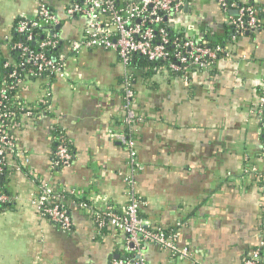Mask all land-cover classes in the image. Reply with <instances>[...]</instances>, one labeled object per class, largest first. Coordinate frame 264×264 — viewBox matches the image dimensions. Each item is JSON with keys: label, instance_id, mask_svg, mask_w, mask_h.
<instances>
[{"label": "crops", "instance_id": "1", "mask_svg": "<svg viewBox=\"0 0 264 264\" xmlns=\"http://www.w3.org/2000/svg\"><path fill=\"white\" fill-rule=\"evenodd\" d=\"M40 1L0 0V38L9 35L15 17H34ZM69 1L48 0L65 20L58 29L64 44L77 39L84 24L83 17L66 16ZM240 1L264 15V0ZM232 15L217 0H186L179 11L165 15L174 32L225 44L214 67L192 68L187 83L162 67L149 76L127 68L112 49L70 54L63 47L66 78L51 82L50 106L35 125L15 132L34 174L24 167L7 176L10 200L0 209V264H111L128 255L126 234L112 225L99 227L82 202L64 198L72 219L65 230L42 216L30 198L45 182L94 209L126 204L129 157L115 133L125 131L119 121L129 71L131 108L138 116L129 133L142 166L133 189L142 202V220L147 227L177 231L191 252L179 258L148 243L143 263L241 264L259 246L264 237L259 182L253 174L240 177L248 165L264 171V131L255 114L264 78V31L235 32ZM40 87V81L27 82L25 98L35 100ZM57 132L70 142L73 157L55 169L51 146Z\"/></svg>", "mask_w": 264, "mask_h": 264}, {"label": "built area", "instance_id": "2", "mask_svg": "<svg viewBox=\"0 0 264 264\" xmlns=\"http://www.w3.org/2000/svg\"><path fill=\"white\" fill-rule=\"evenodd\" d=\"M47 0L40 1L37 15L39 20L48 22L50 30L59 25L60 17L52 13L45 3ZM186 0H136L131 2L121 14L115 9L113 0H82V4L69 1L65 8L67 17L80 16L84 18V24L77 39L70 40L63 44L72 53L78 52L81 48L101 47L117 51L123 64L132 53H138L149 60L165 61L166 66L177 73L187 83L192 68L210 69L213 68L218 54L225 55L224 48L220 45L209 46L205 42H197L192 38L186 37L184 40L175 38L170 41L165 28L158 26L166 14L179 11ZM240 0H217V3L224 11L235 10V16L230 18V26L235 32L249 30L264 31V23L259 22L255 15V10L249 4H239ZM107 13V14H104ZM17 31L25 34V40L33 41L32 28L37 26L38 20L20 16ZM157 32L158 40L155 41ZM7 36L2 37L5 39ZM59 34L46 32L44 40L38 44L39 50L29 48L27 45L18 43L16 47L20 50L22 61L19 66L27 67V76L33 75L36 80L41 82L40 93L38 94L37 104L47 103L44 110L33 113L31 107H27L18 120L13 119L11 111L3 110V99L7 89L6 81L0 73V205L9 202L10 197L4 192L1 178L5 170L19 171L26 167L27 159L18 147L15 132L22 128L35 125L43 112L50 106L51 102V82L52 79L66 78L65 63L67 56L62 51L57 60H52L43 51L45 45L57 46ZM174 46L170 50L168 44ZM8 61L3 62L2 67L8 66ZM1 70V67H0ZM44 74H47L44 78ZM53 75V78L50 76ZM8 78H13L11 82L20 86L23 92L26 90L27 81L18 79L16 70L12 69L8 73ZM261 93L258 95V103L255 107V114L262 128L264 129V78L260 81ZM12 88V86H10ZM124 88V108L126 110L125 122L132 124L137 121L130 99L132 91L128 88L127 81L123 84ZM25 102H29L27 99ZM116 137L121 141L129 157L130 173L125 176V183L128 185L127 202L121 213L114 210L111 204H106L99 215L95 217L97 225L103 227L105 224L112 225L126 234L127 245L131 256L127 259L115 258L111 264H144L141 258L142 250L148 243L156 244L167 250L173 256L186 258L191 256L189 247L181 244L180 236L177 231H166L162 228H151L144 225L139 217L138 211L142 202L136 197L134 183L136 172L142 168L137 160L136 140L129 133L117 132ZM54 157L62 165L71 162V155L66 147L61 143L56 145ZM57 162L52 161V166ZM29 175L34 174L33 170L25 168ZM255 176L259 182V191L263 200L264 213V171L258 170L255 166H247L241 174V179ZM51 184L41 182L35 193L31 194L30 202L38 212L50 222L58 225L62 229L68 230L72 227V219L67 208L57 202L52 206H46V202L54 198ZM83 207L86 205L81 203ZM1 209V207H0ZM264 253V237L259 246L253 249L241 264H260L261 254Z\"/></svg>", "mask_w": 264, "mask_h": 264}, {"label": "trees", "instance_id": "3", "mask_svg": "<svg viewBox=\"0 0 264 264\" xmlns=\"http://www.w3.org/2000/svg\"><path fill=\"white\" fill-rule=\"evenodd\" d=\"M41 1H43V0H41ZM71 2L78 3L80 5L82 4V0H71ZM45 3L47 4L46 6L49 8V10L52 13H55L51 9V7L48 5V0L45 1ZM130 3H131V1H129V0H113V4H114L115 9L118 10L121 14H125L124 11ZM238 3L239 4H249L255 10V15H256L257 19L259 20V22L264 23V15L261 12H259L258 9L254 5H252L251 3H246V2H242V1H240ZM229 11H231V10H228V12ZM104 14H107V13H104ZM233 16H235V14ZM32 18L35 20H38L37 26L33 27L31 30L32 35L34 37L33 41L25 40V38H24L25 34L17 31L16 27L18 25L19 20L21 19L20 16H17L14 18L8 37H6L5 39L0 38V67H1L0 73H1L2 77H4V79L6 81V85L8 86L6 89V93H5L6 96L3 99V110L4 111H11L13 113L12 117L14 120H18L20 118L21 114L23 112H25L27 107H31V111L36 114V112L44 110L46 107L44 105L47 104V103L37 104V100L25 102L24 100H26V98L23 97V92H22V89L20 88V86L14 85V82H11L13 78H8L9 71L14 69V70H16V73H17L19 80H21V81H24V80L27 81L28 80L30 82L38 81V80H36V78L33 75H28V76L26 75L28 66H19V63L22 61V58L20 57V50L16 47V45L18 43H22L23 45H27L31 49L39 50L38 44L40 41L44 40V36H45L46 32L50 33L51 31H53V33L59 34V31L55 30V28L50 30V28H51L50 24L48 22H44V21L39 20V17L37 14ZM70 18H72V17H70ZM29 19H31V18H29ZM64 21L65 20L60 19L59 26H61L64 23ZM158 26L165 28V31H166L168 37L170 38V41H173L175 38H177L178 41L184 40L186 38L183 34L172 31L169 28V26L167 25V23L163 17H162V20ZM255 31H257V30H255ZM259 31H262V30H259ZM158 38L159 37H158L157 32H156L155 41H157ZM194 40L197 42H205L209 46L220 45L222 48L225 47L224 42H221V40L219 38H216V37L206 36L205 39H202V40L194 39ZM63 44H64L63 40L59 39V43L57 44V46L52 47L49 45H45L42 47V51L49 58L56 61L59 54H61L63 51V47H64ZM2 47L5 48V53H3V51H2ZM167 47L170 50L174 49V46L171 43L168 44ZM70 54H74V53L70 52ZM222 57H223L222 53L218 54L217 60L221 59ZM7 61L9 63L8 66L5 68L2 67L3 62H7ZM166 64L167 63L165 61L149 60L141 54L132 53L126 62V67L127 68H135V69H138L141 71H145L144 74L147 76H149L153 72L154 69L162 67V68L166 69L172 75L181 77V73H177L175 71L170 70L166 66ZM191 71H192V69H191ZM46 75L47 74H44V76L42 78H44ZM189 77H190V75H189ZM50 78H53V75H51ZM133 79H134V76L132 73H130V71L123 78V83L125 81H127L128 88L132 91V95L134 94ZM52 80H54V79H52ZM10 86H12V88H10ZM41 87H42V85H41ZM261 92L262 91H261L260 86H259L258 87V93H261ZM122 94L124 96V91H122ZM132 97L133 96H131L130 104L132 103ZM124 102H125V100L123 99V104H124ZM46 109H48V108H46ZM123 111L124 112H123L119 122L124 124V126H125L124 127V129H125L124 133L127 134L130 132V130H131L130 128L134 123L128 124L125 122L126 110L124 107H123ZM43 113H45V112H43ZM263 116H264V111H263ZM263 131H264V129H263ZM129 134H130V136H132L134 138L133 132L129 133ZM53 139L54 140H53L52 146H51V150H52L51 160L54 162H57L56 158L54 157L53 152L56 148V145L59 143H61L63 146L66 147V149L69 152V154L71 155V159H72L73 151H72V147H71L70 142L66 138L62 137L61 134H58V132L55 133ZM60 166H62V164L60 162H57L55 169L59 168ZM9 173H10L9 170H5L3 173V176L1 178V184H2V187H3V190L5 193H7L6 188H5V182L7 180V176ZM40 181H41V179H40ZM40 181H38V183ZM51 187L54 191L53 195L55 197L49 199L46 202V206H52L58 202L59 205H62L65 208H67L65 201H64V198H67L68 196H70V198L75 200V202L78 201V202L84 203L86 205L85 207L91 211L94 219L102 211V209H94L93 207H91V205L88 202L82 201L81 198H79V199L76 198V196H74L73 194H69L66 191H59V189L56 187H53V185H51ZM136 197L138 199H140L137 195H136ZM111 205L114 207V210L119 212V213L122 212L123 207H124V205L123 206H116L114 204H111ZM0 207L1 208L4 207V204L0 205ZM138 212H139L138 213L139 217L142 219V216L140 214V209ZM106 225L107 224H105L103 226V228ZM131 254H132V252H128V255L126 257H124L123 259H127L129 256H131ZM260 264H264V253L261 254Z\"/></svg>", "mask_w": 264, "mask_h": 264}, {"label": "water", "instance_id": "4", "mask_svg": "<svg viewBox=\"0 0 264 264\" xmlns=\"http://www.w3.org/2000/svg\"><path fill=\"white\" fill-rule=\"evenodd\" d=\"M229 13L234 15L236 12H235V10H231V11H229ZM165 18H166V16L164 17V19ZM59 27H60L59 25H56L54 28H55V30H58ZM116 258H118V257H116Z\"/></svg>", "mask_w": 264, "mask_h": 264}]
</instances>
